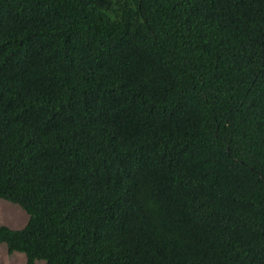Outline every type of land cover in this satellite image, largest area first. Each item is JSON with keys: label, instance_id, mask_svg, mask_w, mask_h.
I'll use <instances>...</instances> for the list:
<instances>
[{"label": "trees", "instance_id": "obj_1", "mask_svg": "<svg viewBox=\"0 0 264 264\" xmlns=\"http://www.w3.org/2000/svg\"><path fill=\"white\" fill-rule=\"evenodd\" d=\"M0 200L27 264H264V0H0Z\"/></svg>", "mask_w": 264, "mask_h": 264}, {"label": "rangeland", "instance_id": "obj_2", "mask_svg": "<svg viewBox=\"0 0 264 264\" xmlns=\"http://www.w3.org/2000/svg\"><path fill=\"white\" fill-rule=\"evenodd\" d=\"M29 220L28 214L18 205L0 200V226L14 230L24 228ZM0 264H27L26 257L21 253L8 254L5 244H0ZM36 264H45L38 262Z\"/></svg>", "mask_w": 264, "mask_h": 264}]
</instances>
